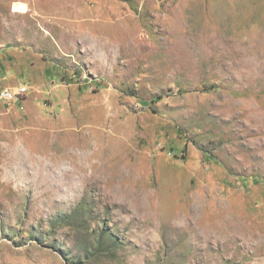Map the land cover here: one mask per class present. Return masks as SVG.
<instances>
[{
	"label": "rangeland",
	"instance_id": "1",
	"mask_svg": "<svg viewBox=\"0 0 264 264\" xmlns=\"http://www.w3.org/2000/svg\"><path fill=\"white\" fill-rule=\"evenodd\" d=\"M0 264H264V0H0Z\"/></svg>",
	"mask_w": 264,
	"mask_h": 264
},
{
	"label": "built area",
	"instance_id": "2",
	"mask_svg": "<svg viewBox=\"0 0 264 264\" xmlns=\"http://www.w3.org/2000/svg\"><path fill=\"white\" fill-rule=\"evenodd\" d=\"M8 96H11V94H10V93H8Z\"/></svg>",
	"mask_w": 264,
	"mask_h": 264
}]
</instances>
